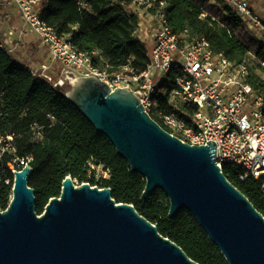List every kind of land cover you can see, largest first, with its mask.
Wrapping results in <instances>:
<instances>
[{
  "label": "trees",
  "instance_id": "1",
  "mask_svg": "<svg viewBox=\"0 0 264 264\" xmlns=\"http://www.w3.org/2000/svg\"><path fill=\"white\" fill-rule=\"evenodd\" d=\"M149 1L156 5L161 1L166 3L167 21L173 32L183 34L185 42L205 38L214 54L223 55L235 64L250 59L264 60V43L247 31L241 18L233 16L224 0ZM133 2L45 0L39 8L43 20L60 35L70 36L79 51L91 56L95 66L116 70L130 64L142 72L150 63V51L135 36L139 16L128 10ZM2 44L5 38L0 36V135H14L17 156L33 159L29 186L35 190L39 215L52 198L61 195L63 181L71 176L81 185L111 188L118 204L133 205L140 215L158 227L162 236L180 246L197 263L228 264L191 213L182 211L170 219V202L164 194L155 192L147 200L142 199L145 178L134 173L108 139L68 101L66 95L71 85L54 88L46 80H37L33 69L8 47L2 48ZM47 59L41 60V67ZM179 75V68H172L160 87L168 92L173 90ZM247 82L257 94L264 96V80L253 67ZM159 108L188 124L196 109L194 106L175 109L167 97L160 98ZM152 117L171 133L161 119ZM34 127L43 134L42 140L35 141ZM98 168L108 171L109 176L97 180ZM223 172L263 213L264 180L249 177L242 181L240 177L245 169L229 163L223 165ZM11 194L12 185L0 191L3 207L9 206Z\"/></svg>",
  "mask_w": 264,
  "mask_h": 264
},
{
  "label": "water",
  "instance_id": "2",
  "mask_svg": "<svg viewBox=\"0 0 264 264\" xmlns=\"http://www.w3.org/2000/svg\"><path fill=\"white\" fill-rule=\"evenodd\" d=\"M66 97L145 178L143 200L161 191L170 219L191 213L228 264H264V216L227 179L214 141L184 142L133 91L97 78H78ZM32 172H16L13 199L0 211V264H199L133 205L118 204L111 188L77 186L68 176L39 215Z\"/></svg>",
  "mask_w": 264,
  "mask_h": 264
},
{
  "label": "built area",
  "instance_id": "3",
  "mask_svg": "<svg viewBox=\"0 0 264 264\" xmlns=\"http://www.w3.org/2000/svg\"><path fill=\"white\" fill-rule=\"evenodd\" d=\"M0 1L17 9L26 27L49 51L45 65L33 71L37 80H46L54 88H62L72 85L80 77H91L104 82L111 90L126 88L133 91L145 110L161 119L171 134H179L191 145H208L209 141H214L221 169L229 163L245 169V174L240 177L242 181L249 177L264 180V96L257 94L247 82L251 64L248 61L235 64L223 55L214 54L205 38L185 42L183 34L173 32L169 25L164 1L156 5L149 0H134L131 4L133 12L139 16L135 36L143 42L149 39L153 42L150 63L142 72L130 64L116 70L95 66L91 56L79 51L70 36L60 35L43 20L39 6L45 0ZM224 1L232 9L233 16L241 18L247 31L264 43V14H258L248 0ZM146 17L150 20L145 26ZM1 47L6 48V44ZM258 63L264 80V60ZM56 66L61 68L58 78L51 74ZM174 67L179 68L180 75L174 89L168 92L160 84ZM70 76L71 84L68 83ZM161 97H167L175 109L196 107L191 123L165 114L159 108ZM34 135L35 141L43 139L37 127H34ZM17 154L15 136L0 135V191L4 186L12 185L10 202L16 172L33 161L31 157L19 158ZM97 170L100 173L96 171V177L109 176L108 171ZM261 192L264 196V185ZM8 207L0 204V211L4 212ZM262 214L264 216V212Z\"/></svg>",
  "mask_w": 264,
  "mask_h": 264
},
{
  "label": "rangeland",
  "instance_id": "4",
  "mask_svg": "<svg viewBox=\"0 0 264 264\" xmlns=\"http://www.w3.org/2000/svg\"><path fill=\"white\" fill-rule=\"evenodd\" d=\"M251 3L258 14H264V0H248ZM129 11H134L133 7H128ZM149 17L144 19V25L149 22ZM0 36L5 38V44L8 49L12 50L14 55L22 62L28 64L33 71H38L41 68V60L47 59L49 56V51L45 47L40 39L26 27L23 20L21 19L17 9L12 6L3 4L0 1ZM260 42L262 39L256 37ZM149 51L152 50L153 42L151 39L145 41ZM249 63L251 66L258 72L262 77L263 74L260 70L259 64L255 59H250ZM45 65V64H43ZM61 72L60 66H56L51 74L54 78L59 77ZM68 83H72V76L69 77ZM71 89V86H70ZM69 89V90H70ZM248 109H251L249 107ZM180 136L179 134H177ZM176 135V136H177ZM98 173L99 170H97ZM97 180L100 178L96 177ZM77 186H80V182L74 180ZM160 194H163L161 191H157Z\"/></svg>",
  "mask_w": 264,
  "mask_h": 264
},
{
  "label": "crops",
  "instance_id": "5",
  "mask_svg": "<svg viewBox=\"0 0 264 264\" xmlns=\"http://www.w3.org/2000/svg\"><path fill=\"white\" fill-rule=\"evenodd\" d=\"M251 4V3H250ZM252 8L257 12V10L252 6Z\"/></svg>",
  "mask_w": 264,
  "mask_h": 264
}]
</instances>
